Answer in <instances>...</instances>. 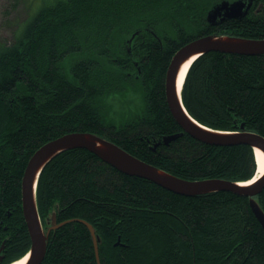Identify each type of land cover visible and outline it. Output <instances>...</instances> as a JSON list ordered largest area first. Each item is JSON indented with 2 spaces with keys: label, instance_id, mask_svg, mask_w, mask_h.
<instances>
[{
  "label": "trees",
  "instance_id": "16d2710c",
  "mask_svg": "<svg viewBox=\"0 0 264 264\" xmlns=\"http://www.w3.org/2000/svg\"><path fill=\"white\" fill-rule=\"evenodd\" d=\"M223 0H53L0 40V264L30 249L21 179L30 155L62 134L100 135L186 179L255 176L247 144L212 145L180 131L165 100L174 53L206 34L264 38V0L243 17L212 24ZM232 1V0H228ZM19 3V2H18ZM187 112L220 130L264 136V53L208 51L181 88ZM264 212V188L255 197ZM36 202L49 233L41 264H264V228L249 198L231 191L186 196L123 173L85 148L61 151L42 168ZM78 219V220H77Z\"/></svg>",
  "mask_w": 264,
  "mask_h": 264
},
{
  "label": "water",
  "instance_id": "95a60500",
  "mask_svg": "<svg viewBox=\"0 0 264 264\" xmlns=\"http://www.w3.org/2000/svg\"><path fill=\"white\" fill-rule=\"evenodd\" d=\"M253 0H223L212 7L207 13L209 23H216L228 17L241 18L245 16ZM208 51L224 53L262 54L264 53V38H245L226 34H206L198 36L182 45L172 56L165 73V100L180 131L164 136L165 143L183 134H189L195 139L212 145L247 144L253 150L254 160L256 149L264 156V136L242 129L220 130L208 127L194 119L186 110L181 99V88H177V78L181 64L191 56L198 57ZM192 60V62L194 61ZM191 62V63H192ZM189 68V67H188ZM188 70V69H187ZM187 72V71H186ZM85 148L101 160L115 167L119 171L139 176L178 194L193 196L215 191H231L249 198V205L257 220L264 228V212L255 198L264 188V171L254 179L234 181L226 178L186 179L160 169L127 152L116 143L92 132L73 131L62 134L40 145L28 158L21 179V212L30 237L29 257L26 264H41L45 252L49 233L52 229L67 221L56 222L55 214L51 216V223L43 227L37 209L36 186L38 176L44 165L61 151L71 148ZM255 174V173H254ZM78 220V219H77ZM81 221L88 228L97 263L99 264L98 242L99 236L94 227L85 220ZM3 244L0 247V251ZM0 254V262L3 259Z\"/></svg>",
  "mask_w": 264,
  "mask_h": 264
},
{
  "label": "rangeland",
  "instance_id": "374dc122",
  "mask_svg": "<svg viewBox=\"0 0 264 264\" xmlns=\"http://www.w3.org/2000/svg\"><path fill=\"white\" fill-rule=\"evenodd\" d=\"M53 0H35V6ZM19 2V3H18ZM25 15L23 4L20 0H0V40L10 41L13 29L20 19L19 15Z\"/></svg>",
  "mask_w": 264,
  "mask_h": 264
},
{
  "label": "bare ground",
  "instance_id": "6f19581e",
  "mask_svg": "<svg viewBox=\"0 0 264 264\" xmlns=\"http://www.w3.org/2000/svg\"><path fill=\"white\" fill-rule=\"evenodd\" d=\"M194 57L195 56H191L190 58L186 59L181 64L180 72H179V75H178V78H177V88H179L181 86L182 81L184 79V76H186V73H187L186 71H187L188 67L191 65V62L194 59ZM255 159H256L255 163H256V166H257V170H256V173H255V176L252 179L257 177L258 175H260L264 171V156L261 153V151H259L258 149H256ZM29 250L26 253H28ZM26 253L22 256V258L20 257L18 260H15V261H13V262H11L9 264H26L27 259L29 257V255L26 254Z\"/></svg>",
  "mask_w": 264,
  "mask_h": 264
},
{
  "label": "flooded vegetation",
  "instance_id": "af4514ba",
  "mask_svg": "<svg viewBox=\"0 0 264 264\" xmlns=\"http://www.w3.org/2000/svg\"><path fill=\"white\" fill-rule=\"evenodd\" d=\"M252 5H253V3H252ZM252 5H251V7H252ZM261 7H262L261 4H259V5L256 4V6H255L254 8H251V9H252L253 12H256V11H259V10L261 9ZM251 9H250V10H251ZM250 10H249V11H250ZM249 11H248V12H249Z\"/></svg>",
  "mask_w": 264,
  "mask_h": 264
}]
</instances>
